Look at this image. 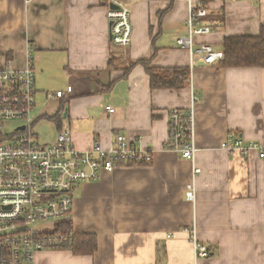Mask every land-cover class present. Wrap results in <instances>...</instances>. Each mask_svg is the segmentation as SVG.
<instances>
[{
  "label": "crops",
  "instance_id": "1",
  "mask_svg": "<svg viewBox=\"0 0 264 264\" xmlns=\"http://www.w3.org/2000/svg\"><path fill=\"white\" fill-rule=\"evenodd\" d=\"M120 1L132 11L126 47L111 40L106 0H0V68L24 67L31 49L38 95L73 87L39 119L59 114L57 135L69 127L79 150L109 148L121 134L153 156L150 165L82 185L70 220L77 232L97 235L94 254L44 250L35 264H264V67L201 59L180 89H152L142 63L124 77L132 61L191 68V57L177 44L188 33L186 1ZM209 7L210 14L224 11L225 23L197 40L217 51L225 37L255 35L264 24V0H213ZM111 57L117 68L109 71ZM194 96L195 178L193 163L166 148L170 109L190 107ZM231 133L260 147L231 154L221 147ZM193 179L194 202L186 197ZM191 231L210 248L208 258L195 257Z\"/></svg>",
  "mask_w": 264,
  "mask_h": 264
},
{
  "label": "built area",
  "instance_id": "2",
  "mask_svg": "<svg viewBox=\"0 0 264 264\" xmlns=\"http://www.w3.org/2000/svg\"><path fill=\"white\" fill-rule=\"evenodd\" d=\"M184 1L188 4V33L179 36L177 44L190 52L191 69L201 59L207 64L218 63L221 52L197 40L212 31L204 20L210 14L211 1ZM106 6L113 44L129 46L133 37L131 7L120 0H106ZM72 91L73 87L68 86L66 91L47 96L63 100ZM37 96L36 70L30 49L24 67L0 68V264H35L38 252L58 250L68 240V236L57 231L58 224L70 220L75 192L83 184L99 180L103 173L112 174L121 167L149 164L153 160L149 151L136 147L121 134L115 136L109 148L96 144L83 151L75 147L70 128L64 127L55 142L40 144L32 131L38 119L34 117ZM195 102L194 96L190 107L170 109L166 140V148L193 163L194 178L201 172L196 166ZM107 109L115 112L111 106ZM7 123L19 125L4 134L2 131ZM221 147L231 154H247L258 149L260 144L253 140L245 143L243 137L231 133ZM186 197L195 201L194 179L187 186ZM57 220L53 227H48V222ZM191 237L195 257L208 258L211 253L207 244L200 242L194 231Z\"/></svg>",
  "mask_w": 264,
  "mask_h": 264
},
{
  "label": "trees",
  "instance_id": "3",
  "mask_svg": "<svg viewBox=\"0 0 264 264\" xmlns=\"http://www.w3.org/2000/svg\"><path fill=\"white\" fill-rule=\"evenodd\" d=\"M213 0H202L207 3ZM212 28L222 26L225 23L224 11L209 14L205 19ZM221 52V58L217 64L218 67H264V24L261 25L258 34L255 35H233L224 38ZM151 59L132 61L124 69V77H126L132 67L137 63H142L146 67L150 78V86L152 89H180L191 83V68L189 67H150ZM9 61V59H8ZM117 68L115 58L111 57L108 62L107 70L112 71ZM115 82V81H114ZM112 82L107 86L110 90ZM66 100V99H64ZM66 104L61 103V108H65ZM49 120L56 121L61 118L59 114L55 116H47ZM141 165H150L141 164ZM57 231L68 236L66 244L61 246L60 250H69L75 255H92L98 249V237L95 233H80L73 227V221L64 220L58 224Z\"/></svg>",
  "mask_w": 264,
  "mask_h": 264
},
{
  "label": "rangeland",
  "instance_id": "4",
  "mask_svg": "<svg viewBox=\"0 0 264 264\" xmlns=\"http://www.w3.org/2000/svg\"><path fill=\"white\" fill-rule=\"evenodd\" d=\"M37 103L39 104L37 105V109L34 112V117L39 116L40 114H51L56 111L57 107L59 106V102L58 100H56V98L49 97L45 99L43 94H39L37 96ZM39 117L32 126L33 136L40 144L53 143L56 140L58 124L49 119H39ZM17 125H19V123H7L5 124L2 132L4 134H9L13 128H16ZM78 195L79 191H76L75 200ZM56 223H58V220L50 221L48 222V227H53V225H55Z\"/></svg>",
  "mask_w": 264,
  "mask_h": 264
},
{
  "label": "water",
  "instance_id": "5",
  "mask_svg": "<svg viewBox=\"0 0 264 264\" xmlns=\"http://www.w3.org/2000/svg\"><path fill=\"white\" fill-rule=\"evenodd\" d=\"M112 7H113V8H116V5L112 4ZM111 39H112V34H111Z\"/></svg>",
  "mask_w": 264,
  "mask_h": 264
}]
</instances>
